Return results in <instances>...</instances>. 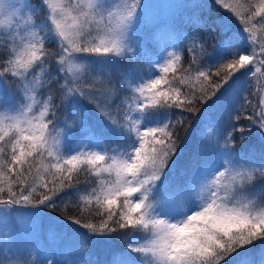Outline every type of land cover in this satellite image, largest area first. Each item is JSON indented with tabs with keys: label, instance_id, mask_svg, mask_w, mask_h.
Segmentation results:
<instances>
[{
	"label": "snow or ice",
	"instance_id": "6c2138e0",
	"mask_svg": "<svg viewBox=\"0 0 264 264\" xmlns=\"http://www.w3.org/2000/svg\"><path fill=\"white\" fill-rule=\"evenodd\" d=\"M36 3L39 8L33 0H0V113H7L0 115V238L8 237L0 264H81L101 248L109 259L95 264H264V189L256 185L257 177L264 180V97L252 114L245 108L250 78L264 75V59L256 61L251 51V29L232 32L224 15H213L209 0H173L161 8L188 11L194 32L185 48L166 46L174 50L160 56L146 36L155 38L175 21L160 19L149 28L144 0ZM260 3L245 25L255 17L264 22ZM211 4L239 16L225 0ZM241 34L249 54H240ZM213 39L211 63L204 64ZM197 49L201 86L186 102L173 104L161 84L171 83L167 74L185 50L195 64ZM259 55L264 57V46ZM69 60L84 62L71 78ZM123 61L130 66L122 68ZM137 62L147 70L134 67ZM213 67L219 80L211 79ZM116 74L136 94L134 104L112 87ZM53 85L60 89L64 119L48 118L56 116L49 96L34 125L29 114L37 89ZM189 116L197 134L181 140L178 129ZM45 156L51 188L39 168L32 175ZM77 165L97 177L115 174L114 182L101 180L84 201L94 199L100 219L67 217L64 228L50 222L46 230L56 242L41 246L36 233L51 215L46 210L55 211L57 200L69 195L55 190L56 178L61 189H72ZM37 188L47 192L37 194ZM21 228L30 231L31 242L19 239ZM33 250L37 258L28 259Z\"/></svg>",
	"mask_w": 264,
	"mask_h": 264
},
{
	"label": "trees",
	"instance_id": "16d2710c",
	"mask_svg": "<svg viewBox=\"0 0 264 264\" xmlns=\"http://www.w3.org/2000/svg\"><path fill=\"white\" fill-rule=\"evenodd\" d=\"M257 1L259 0H245V2H248L249 5H252L254 9H257V6H260V3L258 4ZM260 2V1H259ZM163 3V0L161 2ZM209 4L212 10L213 15H215L217 12L221 13L222 15L226 16L223 14L224 8H222L219 5H212L211 0H209ZM33 6L39 8V5L36 3V0H33ZM264 15V14H262ZM43 13L41 12L40 17L42 18ZM189 18V12L188 11H175L172 12L167 20H170L169 23L170 25L172 24V21H175L174 27H170L168 31V35H173L175 36V42L174 46L177 49L180 48H185V45H189L191 41L187 40L186 37L193 34L194 32V26L188 22ZM228 19V17H227ZM232 31V28H231ZM203 35V33H202ZM155 40L157 43L160 42L159 39L156 38H151L146 36V43L149 49H155L156 45ZM154 43V44H153ZM239 47L240 54H247L249 53V47L247 43L244 40H240V42L237 43ZM165 48H161L162 51H155V54L162 55L166 53V46L167 44L164 45ZM216 40H210L207 41L206 43V52H205V59H204V64H210L211 60L207 59L208 56H211L214 54V50L216 49ZM48 47L52 50H54L52 45H48ZM200 52L199 49H197L195 53V64H193V61L189 59L188 52L185 50L184 52L181 53V61L178 62L177 64L174 65L175 72H173L171 69L169 73L167 74V79L171 82L170 84H161V90L168 92L169 95L172 97L171 103H179V102H186V99H190L191 97L188 96L189 92L192 91H197L200 88V81L195 79V71L196 67L200 65ZM231 58V57H230ZM229 58V59H230ZM227 61H225L226 63ZM191 65V72L185 71V69H189ZM129 63L127 61H123L121 64L122 68L129 67ZM51 72L55 73V64H51L50 66ZM134 67L139 68L141 71H146V66L143 64H140L139 62L134 65ZM216 71V68L213 67L210 72L211 79L216 81L219 80L220 78L211 75V73H214ZM224 75V72H221V76ZM176 77L177 79H173V77ZM179 77H185V80L183 83H180L178 78ZM44 79H47L46 77ZM115 87L118 89V94L121 98H123L127 103H135V93L129 92L128 85H121V81L118 77V74L113 76V85L112 87ZM135 85H133L134 87ZM51 96L52 100L54 102V108L53 110L56 112L55 118L49 116L48 118L54 119V122L56 121H62L64 117V109L60 107L61 104V93L59 86L53 85L51 88L46 87L43 91L40 89H37V94H36V100L37 104L34 106L33 112L29 114V118H33V124L34 125H39L41 122L39 119H34L35 117L39 116L40 110H42V105L44 102L48 100V97ZM245 96L247 97L248 101H251V103H246L244 101H241L242 104H245V108L247 110V114H252L253 109H259L260 107V91L256 90V88L251 85L249 90L245 93ZM132 97V99H129ZM198 107L202 106L197 105ZM172 111L177 112L179 114V109L173 107ZM0 115H7V113H0ZM159 115V114H158ZM9 121H6V123ZM242 123H246V121H241ZM196 126V121L193 117L189 116L185 121H184V126L183 128H179V134L181 140L185 138L187 133H191L193 138L197 133L193 132L194 127ZM62 127V124L60 125ZM251 140L255 141L256 137L254 138V134L252 137H250ZM180 141H178L179 143ZM237 146H239V141H237ZM48 165V158L45 156L43 160H37L35 167L33 168L32 175H36V169H40V174L44 175V169ZM67 175V173H65ZM72 176V182L74 187L72 189H61L60 187V180H59V174L56 178V188L55 190L57 192H60L61 195H63L64 191L69 192V195L64 198V201L62 202L61 200H57V209L55 211H52L50 209L46 210L48 212H51V216L56 217L59 219H66L67 217H72L76 219H81L82 222L85 219H90L91 222L95 223L97 220L100 219L99 216L96 215L97 211V205L94 201V199L85 204V199L90 195L91 190L93 187L98 188L100 185V181L104 180L106 182H114L116 177L115 174L108 175L107 173H103L101 176L97 177L96 173L94 171H85L80 165H77L76 169L73 170L71 173ZM44 179L46 182L49 184V188H51L53 177L50 175H44ZM28 181H31V176L28 177ZM67 183V181H65ZM256 185L258 189H264V180H262L260 177H257L256 180ZM41 191L47 192V189H42V188H37V194H39ZM116 208V206H113ZM100 212L103 213L104 209L101 207Z\"/></svg>",
	"mask_w": 264,
	"mask_h": 264
},
{
	"label": "rangeland",
	"instance_id": "374dc122",
	"mask_svg": "<svg viewBox=\"0 0 264 264\" xmlns=\"http://www.w3.org/2000/svg\"><path fill=\"white\" fill-rule=\"evenodd\" d=\"M260 1V0H259ZM257 1V3L259 4L260 2ZM58 2H63V0H58ZM76 0H73V3H75ZM82 3H86L87 0H81ZM162 0H144V13L145 14H149L150 16V24H149V28H151L152 23L157 22L160 19H166L168 18V16L172 13L175 12L177 10L175 9H163L161 8L162 5H166L168 3L173 2V0H163V3H161ZM225 3L231 5L232 8L235 9L236 13L239 14V16H236L234 13H232L229 9H224L223 14H225L226 18L228 17V20L231 24V28H232V32L235 33H240L242 27H247L251 29V45H252V49L251 51L256 55V61L262 60L264 59V57H261L259 55L260 51H261V46H264V22L261 23H257V21L260 19V17H255L252 18L250 20V22L245 25L243 23L244 20L249 19L250 13L251 11L254 9L252 5H249L248 2H245V0H225ZM260 6L261 3H260ZM260 7L257 6V10ZM170 21V20H168ZM69 25L71 24V18L69 17L68 20ZM156 38L160 40L159 43H157V41L155 40V51H162L161 48H165V44H167V46L170 45H174L175 42V36L173 35H168V31H159L156 33ZM240 40H243V34H241V38L237 41L240 42ZM246 42V41H245ZM248 45V42H246ZM249 47V46H248ZM174 48L173 47H167V51H173ZM249 54V53H247ZM77 56L79 55H86V54H75ZM166 55V53L160 55V56H164ZM83 61H74V60H69L68 63H66L65 67L66 68H72L73 71H70L67 73V76L69 78L73 77L75 75V69L78 68L81 64H83ZM256 66H259L258 63L256 64ZM246 67H252V65H247ZM241 71H244L243 69ZM262 71H264V69H262ZM237 76H239V73H237ZM252 80V85L256 88V90L260 91V99L262 97H264V75L261 74H257L255 77H251L250 78ZM114 87V86H113ZM63 109V108H62ZM95 118V117H94ZM64 119V117H63ZM62 119V120H63ZM209 132H211L212 130L209 129ZM254 138H255V134H254ZM53 223V224H57L60 226V228H64L65 225H67L69 223V221L67 219H62L59 217H53V216H45L43 218V226L37 228V233H36V237L39 239V243L41 246H44L46 243L51 244L54 243L56 241H53V239L51 238L50 234L47 232V226L49 223ZM40 224V222L38 221V225ZM8 237H2L0 238V249L4 248V240H7ZM19 239L24 241V242H31V240L33 239L32 234L30 233V231H28L27 229L21 228L20 229V234H19ZM11 246V244L9 245ZM15 250V249H14ZM85 251L87 252V248H85ZM9 255H11V253H9ZM37 258V252L36 251H32L31 252V256L28 257V259H36ZM109 259L108 254L106 253L105 250L101 249H97L95 252L89 253L85 259L81 262V264H87V262L89 260L93 261L94 264L95 262L99 261V262H103L105 260Z\"/></svg>",
	"mask_w": 264,
	"mask_h": 264
}]
</instances>
